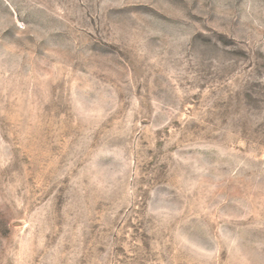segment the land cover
I'll list each match as a JSON object with an SVG mask.
<instances>
[{
	"label": "rangeland",
	"instance_id": "rangeland-1",
	"mask_svg": "<svg viewBox=\"0 0 264 264\" xmlns=\"http://www.w3.org/2000/svg\"><path fill=\"white\" fill-rule=\"evenodd\" d=\"M0 264H264V0H0Z\"/></svg>",
	"mask_w": 264,
	"mask_h": 264
}]
</instances>
